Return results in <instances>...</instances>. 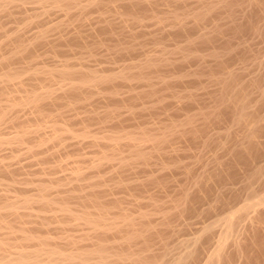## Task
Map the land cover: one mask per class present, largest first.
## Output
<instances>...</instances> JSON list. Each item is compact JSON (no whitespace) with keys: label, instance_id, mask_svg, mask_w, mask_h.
<instances>
[{"label":"rangeland","instance_id":"374dc122","mask_svg":"<svg viewBox=\"0 0 264 264\" xmlns=\"http://www.w3.org/2000/svg\"><path fill=\"white\" fill-rule=\"evenodd\" d=\"M88 1L58 7L53 0H0V239L11 252L0 254L46 246L88 253L102 244L109 256L125 257H109L108 264H173L191 252L192 264H207L225 235L224 219L264 197V0H98L97 7ZM202 5L210 7L203 19ZM20 50L29 53L10 58ZM66 68L74 70L69 79L55 75ZM6 73L19 79L7 83ZM90 74L118 77L73 91ZM31 89H49L40 109L27 101ZM232 99L251 112L241 127L232 121L240 112ZM253 123L261 130L245 144ZM41 184L50 207L23 206L21 198L40 196ZM262 203L237 213L225 264H264ZM61 206L78 215L105 212L109 220L129 214L137 230H94ZM133 230L140 236L126 240ZM38 238L47 245L38 247ZM60 257H50L51 264H68Z\"/></svg>","mask_w":264,"mask_h":264},{"label":"bare ground","instance_id":"6f19581e","mask_svg":"<svg viewBox=\"0 0 264 264\" xmlns=\"http://www.w3.org/2000/svg\"><path fill=\"white\" fill-rule=\"evenodd\" d=\"M53 1H55V3L58 5V7H60V5H62L61 7H63L64 6V4L66 5V6H69V7H72L73 6V4L74 3H78V1L79 0H75L76 2H74L73 0V3L72 2H70V1H64V0H53ZM216 1V0H215ZM224 1V0H223ZM228 1V0H227ZM226 1V2H227ZM91 5L92 4H97V6L99 5V2H98V0H89L88 1ZM101 2V1H100ZM218 2V1H217ZM229 2V1H228ZM232 2V1H231ZM7 3V2H6ZM41 3V2H40ZM43 3V2H42ZM55 3H53L54 5H55ZM213 4H214V2H212ZM230 3V2H229ZM79 4V3H78ZM212 4V5H213ZM223 4H224V2H223ZM240 4V3H239ZM38 5V4H37ZM76 5V4H75ZM74 5V6H75ZM207 5H209V4H207ZM212 5H210L211 6V8H212ZM216 4H214L213 5V7L215 6ZM2 6V5H1ZM4 6V5H3ZM8 6V5H7ZM11 6V5H10ZM96 6V5H95ZM96 6V7H97ZM203 6V5H202ZM206 6V5H205ZM205 6H203V7H201L202 9H200V11H199V13L197 14L198 16H200L201 18H202V16L205 14V13H208L209 11V9H210V7L209 8H207V7H205ZM5 7V6H4ZM69 7H68V9H69ZM76 7V6H75ZM222 7V6H221ZM260 7V6H259ZM1 8V7H0ZM67 9V8H66ZM65 9V10H66ZM213 9V8H212ZM260 9V8H259ZM3 10V9H2ZM226 10V9H225ZM4 11H5V9H4ZM108 11V10H107ZM208 11V12H207ZM78 12V11H77ZM195 12V13H196ZM200 12H202V13H200ZM172 14H174V13H172ZM186 14V13H185ZM210 14V13H209ZM227 14V13H226ZM197 15H196V17H197ZM100 16V15H99ZM173 16V15H172ZM194 16V15H193ZM225 16V15H224ZM264 16V15H263ZM174 17V16H173ZM180 18V17H179ZM198 18V17H197ZM196 18V19H197ZM174 19H176L177 20V18H174ZM182 19V18H181ZM203 19V18H202ZM157 20V19H156ZM195 20V19H194ZM200 21H202V20H200ZM198 22V21H197ZM221 22V21H220ZM258 22V21H257ZM196 23V22H195ZM199 23V22H198ZM197 24V23H196ZM249 24V23H248ZM59 25V24H58ZM180 25V24H179ZM109 26V25H108ZM217 26V25H216ZM262 27V26H261ZM218 28V27H217ZM228 28V27H227ZM211 29V28H210ZM264 29V28H263ZM203 32H205V31H203ZM47 33V32H46ZM44 34V33H43ZM16 36V35H15ZM15 36H14V38L13 39H15ZM6 37V36H5ZM132 38V37H131ZM17 39V38H16ZM42 40V39H41ZM16 42V41H15ZM37 42V41H36ZM191 45V44H190ZM244 46V45H243ZM24 47V46H23ZM239 47V46H238ZM16 48V47H15ZM22 48V47H21ZM189 48V47H188ZM31 49V48H30ZM62 49V48H61ZM26 50V49H25ZM25 50H20V51H18L17 53H15L13 56H10V58L12 57H16V56H18L19 54H20V52H21V54H24V53H26L25 52ZM118 50V49H117ZM169 50V49H168ZM24 51V53H22ZM28 51H30V50H28ZM242 51V50H241ZM126 52V51H125ZM130 52V51H129ZM233 52H234V50H233ZM13 53V52H12ZM29 52H27L26 54H28ZM122 53V52H121ZM218 53V52H217ZM236 53V52H235ZM171 54V53H170ZM175 54V53H174ZM186 54V53H185ZM10 55V54H9ZM215 55H216V53H215ZM22 56V55H21ZM195 56V55H194ZM197 56V55H196ZM7 58V57H6ZM6 58H2V60H4L5 61V59ZM155 58V57H154ZM166 58V57H165ZM203 58V57H202ZM201 58V59H202ZM233 58V57H232ZM15 59V58H14ZM225 59V58H224ZM1 60V59H0ZM7 60H9V58H7ZM147 60V59H146ZM145 60V61H146ZM144 61V62H145ZM151 63V61H152V59L150 60V58H148V60H147V62H145V63H148L149 64V62ZM144 62H142V63H144ZM153 62V61H152ZM1 63V62H0ZM142 63H140V64H142ZM144 63V64H145ZM139 64V65H140ZM148 64H145V65H148ZM153 65H154V63H152ZM161 64V63H160ZM29 65V64H28ZM156 65V64H155ZM129 66V65H128ZM144 66V65H143ZM158 66V65H157ZM149 68V67H148ZM154 68V67H153ZM250 68V67H249ZM28 69H30V68H28ZM72 69V68H71ZM128 69V68H127ZM139 69H140V67H139ZM182 69V68H181ZM263 69V68H262ZM39 69H36L35 70V73L36 74H39V73H41L40 71H38ZM44 70H46V69H44ZM57 70V69H56ZM59 70V69H58ZM61 70V69H60ZM78 70V69H77ZM231 70V69H230ZM48 71V70H47ZM74 71V70H73ZM73 71H70V70H67V68H66V70H62V71H59L58 72V74H57V71H56V74L55 75H59V76H61L62 78L64 77L65 79H67V77H68V79H69V77L70 76H72L74 73H73ZM141 71V70H140ZM163 71V70H162ZM238 71V70H237ZM14 72V71H13ZM76 72V71H75ZM229 72H231V71H229ZM228 72V73H229ZM264 72V71H263ZM11 73H12V71H11ZM34 73V72H33ZM34 73V75L36 76V74ZM123 73V72H122ZM120 73V76L119 77H123V80H124V78L126 77L125 76V74L123 73ZM242 73V72H241ZM7 74V73H6ZM49 74V73H48ZM52 74V73H51ZM76 74V73H75ZM93 74V73H92ZM92 74H90V75H88V77H86V79L84 78L83 80H81L78 84H74V85H72V89H73V91H76V90H81V88H84V87H92V86H95V85H98V84H102V83H111V81L112 80H114L116 77H118V76H116V74L115 75H105V77L104 76H102V77H99V76H97L96 77V75H94V76H92ZM95 74V73H94ZM122 74V75H121ZM139 74V73H138ZM137 74V75H138ZM8 75V76H7ZM6 76L7 77H4V78H6L5 80H7L8 82L7 83H9V81H14V80H17V79H19L18 78V74L16 75V74H7ZM132 74H130L129 76H131ZM222 75V74H221ZM53 76V75H52ZM82 76H84V75H82ZM85 76H87V75H85ZM193 76V75H192ZM213 76V75H212ZM235 76V75H234ZM23 77V76H22ZM26 77V76H25ZM132 77V76H131ZM195 77V76H194ZM3 78V77H2ZM32 78V77H31ZM63 78V79H64ZM143 78V77H142ZM208 78V77H207ZM211 78V77H210ZM50 79V78H49ZM73 79H74V77H73ZM182 79V78H181ZM2 80V79H1ZM4 79H3V81H5ZM21 80V79H20ZM78 80H79V78H78ZM132 80H133V78H132ZM220 80H221V78H220ZM23 81V80H22ZM43 81V80H42ZM62 81V80H61ZM169 81H171V80H169ZM210 81V80H209ZM223 81V80H222ZM2 82V81H1ZM26 82V81H25ZM78 82V81H77ZM219 82V81H218ZM27 83V82H26ZM71 83V82H70ZM117 83V82H116ZM155 83V82H154ZM243 83V82H242ZM2 85V84H1ZM0 85V86H1ZM6 85V84H5ZM166 85V84H165ZM230 85V84H229ZM3 86V85H2ZM71 86V85H70ZM27 87V86H26ZM95 87H97V86H95ZM117 87V86H116ZM234 88V87H233ZM237 88V87H236ZM260 88V87H259ZM69 89H71V88H69ZM71 89V90H72ZM97 89V88H96ZM111 89V88H110ZM21 90V89H20ZM27 90V89H26ZM34 89H31V91H33ZM42 90V89H41ZM49 90V89H48ZM48 90H43V91H45V93H38L37 91L35 92V91H33V93L32 92H30V90H29V93L31 94H29V97H28V99H27V101L30 103V104H32V105H34L35 107H38L39 109H40V104L42 103L41 101H43V99L44 98H46V97H49V91ZM78 90V91H79ZM83 90H85V89H83ZM100 90V89H99ZM104 90V89H103ZM48 91V92H47ZM70 91V90H69ZM111 91H112V89H111ZM1 92V91H0ZM27 92H28V90H27ZM115 92V91H114ZM19 93V92H18ZM70 93V92H69ZM241 95V94H240ZM258 95V94H257ZM9 96V95H8ZM50 96H52V95H50ZM190 96V95H189ZM196 96V95H195ZM113 97V96H112ZM220 97V96H219ZM16 98V97H15ZM26 98H27V95H26ZM25 98V99H26ZM51 99V98H50ZM186 99H187V97H186ZM198 99V98H197ZM226 99H228V98H226ZM236 99V98H235ZM234 99V100H235ZM45 100V99H44ZM47 100H48V98H47ZM190 100V99H189ZM237 101L239 100V99H236ZM206 101V100H205ZM215 101V100H214ZM16 102V101H15ZM21 102V101H20ZM25 102V101H24ZM27 102V103H28ZM49 102V101H48ZM234 101H233V99L231 100V103H233ZM248 102H250L249 100H248ZM14 103V102H13ZM13 103H10V104H13ZM22 103V102H21ZM221 103V102H220ZM222 103H223V101H222ZM221 103V104H222ZM236 103V102H235ZM23 104V103H22ZM215 104V103H214ZM234 104V103H233ZM16 105L17 104H13V105H10V107L12 106V107H16ZM18 105H21V104H18ZM235 105V109L237 110V109H239L238 111H240V112H236L235 110V112H236V114L235 115H233V117H234V119H236V120H232V121H234V123H235V121H236V123L238 124V125H240V127H241V125L243 126V124L245 125V124H247L248 122V120H246L247 118V115L248 114H250L251 112L249 111H247V108H246V104H245V102H242V104L240 103H236V104H234ZM1 106V105H0ZM240 107L241 106V108H237V107ZM5 108V107H4ZM256 108V107H255ZM2 109V108H1ZM5 110V109H4ZM16 110V109H15ZM14 110V111H15ZM39 111V110H38ZM5 112V111H4ZM40 112V111H39ZM200 112V111H199ZM219 112V111H218ZM237 113H239V115L237 114ZM41 114H42V112H41ZM199 114V113H198ZM203 114V113H202ZM50 115V114H49ZM58 115V114H57ZM236 115L238 116V117H236ZM206 116V115H205ZM211 116V115H210ZM250 115H248V117H249ZM3 117V116H2ZM38 117V116H37ZM231 117V116H230ZM256 117V116H255ZM258 117V116H257ZM4 118V117H3ZM199 118H200V116H199ZM202 118V117H201ZM210 118V117H209ZM250 118V117H249ZM254 118V117H253ZM260 118V117H259ZM259 118H258V120H259ZM37 120V119H36ZM188 120V119H187ZM263 120H264V118H263ZM2 121V120H1ZM4 121H5V119H4ZM255 121V120H254ZM253 121V122H254ZM260 121V120H259ZM259 121H256V123L258 122L259 123ZM262 121V120H261ZM176 122V121H175ZM179 123V122H178ZM249 123H251L250 121H249ZM181 124V123H180ZM254 124V126H252L253 127V131L251 132V133H249V135L251 136H248V137H250V138H248V140H245V142L244 141H242V142H244L245 144H246V141H249L248 143H250V145L251 144H253L252 143V141H253V139H256L255 137H256V135H255V137H254V133L255 134H257L258 133V131L256 130V125H255V123H253ZM252 124V125H253ZM262 123L260 122V124H258V125H261ZM236 125V124H235ZM238 125H237V127H238ZM250 125V124H249ZM1 126V125H0ZM247 126V125H246ZM264 126V125H263ZM176 127V126H175ZM64 128V127H63ZM246 128H248V126L246 127ZM258 128V127H257ZM263 128V127H262ZM43 129V128H42ZM62 129V128H61ZM70 129V128H69ZM175 130H176V128H174ZM232 129V128H231ZM244 129V128H243ZM258 129H260V126H259V128ZM256 130V131H255ZM261 130V129H260ZM174 130H172V132H173ZM232 131V130H231ZM233 131H234V129H233ZM141 132V131H140ZM223 132V131H222ZM250 132V131H249ZM257 132V133H256ZM228 133H230V132H228ZM247 133V132H246ZM230 134H233V132L232 133H230ZM242 134H244L243 132H242ZM68 135V134H67ZM123 135V134H122ZM144 135V134H143ZM121 136V135H120ZM261 136H262V134H261ZM27 137V136H26ZM134 137V136H133ZM164 137V136H163ZM167 137V136H166ZM228 137V136H227ZM236 137V136H235ZM254 137V138H253ZM16 138V137H15ZM103 138V137H102ZM105 138V137H104ZM118 138V137H117ZM128 138H130L131 140V142H133L132 140L133 139H135V137L132 139V137L130 136H128ZM157 138H160V140H161V137H159V136H157L156 137V139ZM165 138V137H164ZM238 138V137H237ZM13 139V138H12ZM19 139H20V137H19ZM18 139V140H19ZM57 139V138H56ZM61 139V138H60ZM106 139V138H105ZM116 139V138H115ZM126 139V138H125ZM155 139V140H156ZM213 139V138H212ZM14 140H16V139H14ZM22 140V139H21ZM167 140V139H166ZM211 140V139H210ZM13 141V140H12ZM128 141V140H127ZM157 141H159V140H157ZM109 142V141H108ZM163 142V141H162ZM241 142V143H242ZM254 142V141H253ZM9 143V142H8ZM155 143H156V141H155ZM248 143H247V145H248ZM11 144V143H10ZM158 145H160V143H157ZM223 144V143H222ZM41 145V144H40ZM47 145V144H46ZM165 145V144H164ZM241 145V144H240ZM244 145V144H243ZM255 145V144H254ZM157 146V145H156ZM156 146H154V147H156ZM161 146V145H160ZM224 146V145H223ZM242 146V145H241ZM259 146V145H258ZM135 147V146H134ZM137 147H139V146H137ZM232 147V146H231ZM236 147V146H235ZM238 147V146H237ZM240 147V146H239ZM238 147V148H239ZM141 148V147H140ZM157 148H159V146L157 147ZM233 148V147H232ZM139 149V148H138ZM241 149V148H240ZM251 149H253V148H251ZM227 150V149H226ZM117 151V150H116ZM174 151V150H173ZM235 152V151H234ZM240 152H242V151H240ZM239 152V153H240ZM244 152V151H243ZM30 153V152H29ZM231 153H233V152H231ZM260 153V152H259ZM137 154H140L139 152L137 153ZM161 154V153H160ZM230 154V153H229ZM234 154V153H233ZM143 155V154H142ZM141 154L138 156V158L139 157H141L142 159H144V155L142 156ZM242 156V155H241ZM250 156V155H249ZM245 157V156H244ZM107 158V157H106ZM147 158V157H146ZM145 158V159H146ZM239 158H241V157H239ZM239 158H238V160H239ZM242 159V158H241ZM240 159V160H241ZM136 160V159H135ZM251 160V159H250ZM124 161V160H123ZM144 161V160H143ZM142 161V162H143ZM243 161V160H242ZM124 162H126V161H124ZM218 162V161H217ZM244 162V161H243ZM248 162V161H247ZM127 163V162H126ZM125 163V164H126ZM95 164V163H94ZM124 164V165H125ZM137 164V163H136ZM232 165V164H231ZM239 165V164H238ZM258 166V165H257ZM256 166V167H257ZM98 167V166H97ZM96 167V168H97ZM102 167V166H101ZM255 167V166H254ZM255 167V168H256ZM259 168H260V165L258 166ZM94 168V167H93ZM95 168V169H96ZM167 168V167H166ZM258 168V169H259ZM264 168V167H263ZM124 169V168H123ZM251 169H253L254 170V168H251ZM80 170V169H79ZM261 170L262 169H259L258 171H260L261 172ZM219 172V171H218ZM263 172V171H262ZM83 173V172H82ZM251 173H253V172H251ZM254 173H255V171H254ZM257 173V172H256ZM259 174V173H258ZM261 174V173H260ZM263 174V173H262ZM233 175V174H232ZM255 175V174H254ZM253 175V177H255ZM83 176V175H82ZM217 176V175H216ZM219 176V175H218ZM217 176V177H218ZM249 176V175H248ZM251 177V176H250ZM253 177H251L252 179H253ZM260 177H262V176H260ZM259 177V178H260ZM250 178V179H251ZM258 178V176H256L255 177V179H257ZM149 179H151V178H149ZM218 179V178H217ZM247 179V178H246ZM262 179H264V178H262ZM201 180V179H200ZM219 180V179H218ZM248 180V179H247ZM254 180V179H253ZM249 181V180H248ZM258 181V180H257ZM261 181V180H260ZM44 182V181H43ZM48 182V181H47ZM247 182V181H246ZM245 182V183H246ZM67 183V182H66ZM244 183V182H243ZM260 183V182H259ZM2 184V183H1ZM95 184V183H94ZM229 184V183H228ZM249 184V183H248ZM46 185V184H45ZM45 185H43V184H41L40 186L41 187H39V189H40V196H38V197H26V198H21L22 199V202H23V206H27V205H29L30 203H33V202H38V204H42V206H47V208H49L50 206L49 205H51L52 204V201L53 200H51V199H49V198H46V192L48 191L47 189H48V187H46ZM49 185V184H48ZM80 185V184H79ZM246 185V184H245ZM248 185H246V187H247ZM249 186H251V185H249ZM12 188V187H11ZM105 189V188H104ZM147 189V188H146ZM51 190V189H50ZM230 190V189H229ZM252 191V190H251ZM94 192V191H93ZM254 192V194L256 193L255 191H253ZM249 193H251V192H249ZM14 194V193H13ZM49 194V193H48ZM80 196V195H79ZM220 196V195H219ZM253 196V195H252ZM189 197V196H188ZM234 197V196H233ZM219 199H221V198H219ZM248 199V198H247ZM253 199H254V197H253ZM50 200V201H49ZM104 200V199H103ZM216 200V199H215ZM222 200H223V198H222ZM221 200V201H222ZM227 200H229V199H227ZM249 200V199H248ZM219 201V200H218ZM251 201H252V198H251ZM21 202V201H20ZM180 202V201H179ZM227 202V201H226ZM249 202V201H248ZM254 202V201H253ZM259 202H263L262 204H264V197L261 199V200H259ZM259 202H256V203H246L240 210H238L237 211V213H238V215L241 213V212H246V211H250L251 210V208H254V206H256ZM8 203V202H7ZM83 203V202H82ZM228 203V202H227ZM59 204V203H58ZM182 204V203H181ZM224 204H226V203H224ZM31 205V204H30ZM93 205V204H92ZM117 205V204H116ZM7 206H9L10 207V209H11V207H12V210H14V206H15V204H9L8 203V205ZM49 206V207H48ZM177 206V205H176ZM264 206V205H263ZM22 207V206H21ZM62 207V206H61ZM61 207H59L60 208V210H61ZM67 206H65V207H62V210H61V212L62 211H67L66 213H68L69 212V215L70 214H75V213H72V211L71 210H69L70 208H69V206H68V208H66ZM114 208V207H113ZM1 209V208H0ZM7 209V208H6ZM64 209V210H63ZM115 209V208H114ZM255 209V208H254ZM9 210V209H8ZM78 210V209H77ZM101 210V209H100ZM105 210H107V209H105ZM1 211V210H0ZM83 211H86V210H83ZM82 211V212H83ZM90 211V210H89ZM98 211V210H97ZM110 211V210H109ZM175 211V210H174ZM71 212V213H70ZM74 212V211H73ZM124 212V211H123ZM9 214H11V213H16V210L15 211H9L8 212ZM108 213V212H107ZM120 213H122V212H120ZM126 213H128V212H126ZM237 213L236 214H232V215H229L227 218H225L224 220H225V222H223V223H226V229L224 230L225 231V235H221L223 238H221V240L220 241H218V246H217V248H216V250H215V252L213 253V255L211 256V258H210V260H209V262L207 263V264H213V262L214 261H216V260H218V261H221V263L223 264H225V258H226V253H225V250H226V244H228V243H226V240H227V237L229 238V234L230 233H232L233 232V228L235 227V222L237 221V219L235 218V217H237L236 215H237ZM249 213V212H248ZM13 214V215H14ZM77 214V213H76ZM75 214V215H76ZM81 214V213H80ZM116 214V213H115ZM122 214H125V212L124 213H122ZM149 214V213H148ZM175 214V213H174ZM242 214V213H241ZM0 215H1V213H0ZM127 215H129V214H125L124 216L122 215V217H119V218H123V219H120V220H122L121 222H120V220H119V218H117V216H116V218L114 217V219H116V220H114L113 218V220L114 221H112V219L111 220H109L108 218H107V215L105 214V212H99V213H97V215L95 216H92L90 213H88V212H84L83 214H81V215H76V219H77V216H79L78 218L79 219H83V220H85V222L86 223H88V224H90V226H92L91 228H94V230L95 229H102L103 230V232L104 231H114V229L117 231V229L119 228V229H121V227L123 226V229L125 230L126 228L128 229V228H131L132 227V229H133V227L135 226L134 224H135V220H136V218H135V216L133 217L131 214V217L130 216H127ZM142 215H144V214H142ZM165 216H166V213L164 214ZM207 215V214H206ZM3 216V215H2ZM39 216H41V215H39ZM119 216H120V214H119ZM145 216V215H144ZM23 217V216H22ZM110 217H112V216H110ZM132 217H133V219H132ZM173 217V216H172ZM225 217V216H224ZM244 217V216H243ZM242 216H241V219L243 218ZM4 218V217H3ZM29 218V217H28ZM34 218H36V217H34ZM135 218V219H134ZM139 218V217H138ZM142 218H143V216H142ZM240 217H238V219H239ZM0 219H1V216H0ZM222 219V218H221ZM240 219V220H241ZM138 220V219H137ZM223 220V219H222ZM236 220V221H235ZM3 221V220H2ZM5 221H7V220H5ZM20 221V220H19ZM144 221H145V219H144ZM72 222V221H71ZM82 222V221H81ZM240 222V221H239ZM21 223V222H20ZM74 223H75V221H74ZM137 223V222H136ZM139 224V223H138ZM143 224V223H142ZM141 224V225H142ZM150 224V223H149ZM237 224V223H236ZM0 225H2V223L0 222ZM156 225V224H155ZM165 225V224H164ZM224 225V224H223ZM4 226H10V227H6V228H8L9 229V232H10V230H12V226L11 225H4ZM19 226V225H18ZM121 226V227H120ZM147 226H150V225H147ZM1 227V226H0ZM144 227V226H143ZM213 227V226H212ZM257 227V226H256ZM263 227V226H262ZM261 227V228H262ZM88 228V227H87ZM135 228V227H134ZM141 228V227H140ZM214 228V227H213ZM7 229V230H8ZM30 229V228H29ZM88 229H90V228H88ZM139 229V228H138ZM206 229V228H205ZM257 230H258V228H256ZM123 230V231H124ZM135 230H137L136 228H135ZM147 230V229H146ZM208 230V229H207ZM121 231V230H120ZM129 231H131V229L130 230H128V232ZM140 231V230H139ZM141 231H142V229H141ZM145 231V230H144ZM150 231H151V229H150ZM223 231V232H224ZM252 231H255L254 229L252 230ZM122 232V231H121ZM147 232H148V230H147ZM153 232V231H152ZM204 232V231H203ZM18 233V232H17ZM143 233V232H142ZM141 233V234H142ZM146 233V232H145ZM145 233H143V234H145ZM206 233V232H205ZM234 233H235V230H234ZM24 234V233H23ZM147 234V233H146ZM146 234H145V236H146ZM233 234V233H232ZM231 234V235H232ZM122 235V234H121ZM120 235V236H121ZM128 235H130V234H128ZM208 235V234H207ZM229 235V236H228ZM13 236V235H12ZM140 236V233H138V232H135L134 230H133V232H132V234L130 235V237L128 238V239H126V240H131L132 238H137V237H139ZM143 236V235H142ZM142 236H141V238H142ZM144 236V237H145ZM8 237V236H7ZM25 237L28 239V240H30L29 238H32L33 239V237H32V235H30V234H28V233H25ZM25 237H23V239H24V241H25ZM39 237V236H38ZM106 237V236H105ZM143 237V238H144ZM204 237H205V235H204ZM36 238V237H35ZM44 238V237H43ZM41 239V238H38V241L37 242H39L38 243V247L39 246H46L47 245V240L46 239ZM93 238V237H92ZM124 238V237H123ZM196 238V237H195ZM197 239V238H196ZM37 240V239H36ZM98 240V239H97ZM122 240H124V239H122ZM145 240H147V239H145ZM145 240H143L144 241V243H146V244H149V243H147V242H145ZM32 241V240H31ZM49 241V240H48ZM72 241V240H71ZM158 241V240H157ZM167 241V240H166ZM192 241V240H191ZM195 241V240H194ZM8 241H5V239L3 238V240L2 239H0V250L1 251H3V254H4V252H10L9 251V249H10V246H9V244L7 243ZM36 242V243H37ZM67 242V241H66ZM193 242V241H192ZM191 242V243H192ZM241 242V241H240ZM118 244L120 243V242H117ZM116 243V244H117ZM123 243V242H122ZM143 243V242H142ZM141 243V244H142ZM153 243V242H152ZM161 243V242H160ZM185 243V242H184ZM187 243V242H186ZM199 243V242H198ZM236 243V242H235ZM127 244V243H126ZM140 244V245H141ZM146 244H144V245H146ZM161 244H163V243H161ZM196 244V241H195V243L193 242V245H195ZM237 244V243H236ZM246 244V243H245ZM11 246H12V244H10ZM128 245V244H127ZM143 245V246H144ZM181 245H183V243L181 244ZM181 245H180V247H181ZM192 245V244H191ZM238 245V244H237ZM242 245V244H241ZM247 245V244H246ZM21 246V245H20ZM35 246H37V244L35 245ZM76 246V245H75ZM114 246V245H113ZM126 245H124V247H125ZM152 246V245H151ZM167 246V245H166ZM187 246H189V245H187ZM196 246V245H195ZM239 246V245H238ZM244 246V245H243ZM22 247V246H21ZM47 247V246H46ZM44 247V248H37L36 250H34V251H32L31 250V252H28V251H25L24 249H23V251H20L19 249V251L20 252H17V251H15L16 253H12V254H7L6 253V255H9L8 257L7 256H3L2 254H0V261H4L5 260V262L4 263H6V264H8V263H10V264H51L53 261L52 260H50V257H51V259H54L55 258V256H57V257H59V256H61L62 258H65L66 260H62L61 262L63 263V261H67L68 262V264H108V263H110L109 262V257L111 258H113L115 255H113V254H111L112 256H109L110 254H108L107 253V251H106V249H105V247H104V245H102L101 244V246H98V248L96 249V250H94V251H92V252H88V253H79V252H74V254L72 253L71 254V251H70V253L68 252V254H63L62 252H60V251H63V250H61V249H59V250H57V248L56 249H49V247ZM78 247V246H77ZM108 247V246H107ZM109 247H112V246H109ZM121 247V246H120ZM142 247V246H141ZM147 247V246H146ZM146 247H144V249H143V253L145 252V249H147ZM185 247V246H184ZM190 247V246H189ZM188 247V248H189ZM12 248V247H11ZM19 248V247H18ZM46 248V249H45ZM52 248V247H51ZM95 248V247H94ZM113 248V247H112ZM140 248V247H139ZM138 248V249H139ZM177 248V247H176ZM187 247H185V249H186ZM190 248H192V247H190ZM189 248V249H190ZM108 249H110V248H108ZM118 249V248H117ZM195 249V248H194ZM238 249V248H237ZM240 249H241V247H240ZM264 249V248H263ZM16 250V249H15ZM90 250V249H89ZM92 250V249H91ZM115 250V249H114ZM121 250V249H120ZM122 250H123V248H122ZM139 250H141V249H139ZM151 250V249H150ZM243 250H244V248H243ZM30 251V250H29ZM76 251V250H75ZM112 251H113V249H112ZM124 251H125V249H124ZM123 251V252H124ZM127 251V250H126ZM125 251V252H126ZM137 251V250H136ZM149 251V250H148ZM183 251V250H182ZM185 251V250H184ZM187 251V250H186ZM191 251H193V250H191ZM190 251V252H191ZM237 251H239V250H237ZM64 252V251H63ZM111 252V251H110ZM115 252V251H114ZM131 252V251H130ZM180 253H181V251H179ZM189 252V251H188ZM11 253V252H10ZM118 253H119V250H118ZM127 253V252H126ZM129 253V252H128ZM141 253V252H140ZM139 252L137 253V255L136 256H139V254H140ZM172 253V252H171ZM240 253V252H239ZM46 255V257L48 258L47 260V262H45L44 263V260H43V262H41V257H42V255ZM148 254V253H147ZM179 254V253H178ZM183 254V253H182ZM187 255H185V256H180L178 259H176L175 261H174V263L173 264H189V261H192L191 260V258H190V256H192L193 254H192V252L191 253H186ZM197 254V253H196ZM236 254V253H235ZM122 255V254H121ZM132 254H130V258L131 257H134L135 256V254H134V256L132 255ZM145 254H142V256H144ZM149 255V254H148ZM147 255V256H148ZM229 255V254H228ZM117 256H119V257H117ZM123 256V255H122ZM122 256H120L119 254L118 255H116L115 257H117L118 258V261L119 260H121L122 259ZM128 256V255H127ZM141 255L139 256V257H141V258H143ZM146 256V255H145ZM151 256V255H150ZM196 256V255H195ZM59 258V260H61L62 258ZM115 257H114V259H115ZM129 257V256H128ZM156 256H154V258H155ZM190 258L189 259V261H188V259L187 258ZM229 257H231V256H229ZM241 257V256H240ZM116 258V259H117ZM120 258V259H119ZM123 258H125L124 256H123ZM145 258V257H144ZM143 258V259H144ZM154 258H153V260H154ZM195 258V257H194ZM43 259H44V257H43ZM46 259V258H45ZM127 259V258H126ZM126 259H125V262H126ZM134 258H131V259H129L130 261H132ZM157 259V258H156ZM158 259H159V257H158ZM157 259V260H158ZM227 259H229L228 257H227ZM258 259V258H257ZM55 260V259H54ZM58 259H57V261H59ZM136 260V259H135ZM135 260H134V263H135ZM140 260V259H139ZM145 260V259H144ZM161 260V259H160ZM196 260V259H195ZM7 261V262H6ZM141 262H143L142 260H140ZM156 261V260H155ZM154 261V262H155ZM163 261V260H162ZM223 261V262H222ZM225 261V262H224ZM228 261V260H227ZM55 262V261H54ZM124 262V261H123ZM140 262V263H141ZM164 262V261H163ZM167 262V261H166ZM165 262V263H166ZM173 261H171V263H172ZM186 262H188V263H186ZM65 263V262H64ZM140 263H138V264H140ZM160 263V262H159ZM162 263V262H161ZM160 263V264H161ZM191 264L193 263V261L192 262H190ZM216 263V262H215ZM218 263V262H217ZM227 263V262H226ZM247 263V262H246ZM56 264V263H55ZM67 264V263H66ZM127 264V263H126ZM131 264V263H130ZM136 264H137V260H136ZM144 264V263H143ZM156 264V263H155ZM158 264V263H157ZM163 264V263H162ZM170 264V263H169Z\"/></svg>","mask_w":264,"mask_h":264}]
</instances>
